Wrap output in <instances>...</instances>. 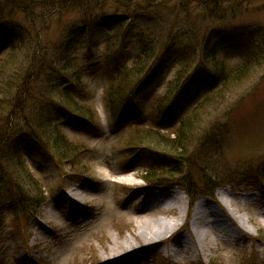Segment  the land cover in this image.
<instances>
[{"label": "rangeland", "instance_id": "rangeland-1", "mask_svg": "<svg viewBox=\"0 0 264 264\" xmlns=\"http://www.w3.org/2000/svg\"><path fill=\"white\" fill-rule=\"evenodd\" d=\"M178 2L165 0L153 10L146 6V2L143 3L137 23L151 16L157 17L160 37H168L169 40L174 34L169 42L177 40L182 33L188 41H191L194 32L202 38L211 36L213 43L222 48L220 61L229 65L236 64L245 53L235 49L236 38L249 42L251 48L261 47L258 50L259 64L242 81L226 88L222 108L215 109L219 102L209 106L190 134V142L193 141L194 145L190 147L192 151L188 159L193 168H187L186 173L198 184H202L200 173L210 175L209 170L212 169L224 171L223 176L228 178L232 177L233 171H237L241 177L255 176L260 182L244 179L233 183L225 178L233 184L218 187L213 193L212 200L232 211L238 221L236 226L226 220L232 236L216 235L200 257H196L191 250L183 249L173 255L164 250L163 243L149 245L144 241L146 239L139 230L138 219H157L160 216L159 208L151 209L145 202L155 191L171 188L182 191L185 202L183 212L188 213V224L194 208L175 182L165 180L147 184L143 180L145 171L156 164L157 155L149 150L150 147H143L144 144L138 151L129 145L135 129H131L132 125L147 126L164 133H171L177 128L179 120L175 117H158L154 113L156 98L173 80L176 70L168 71L163 80L140 96L137 104L127 106L125 119L119 121L105 107L104 96L114 75L108 74L110 69L104 66L93 74H86L84 70V90L74 93L85 104V112L86 108H90L91 115L97 113L93 120L61 111L55 103L41 110L37 107L38 103L26 101L29 112L35 108L34 112H41L42 115L46 112V117L53 118L58 130L70 142L81 144L83 150L66 165L68 161L59 162L37 144L31 141L25 144L27 163L23 166L29 171L22 170L25 177H35L42 188L43 200L40 205L31 206L29 212L20 213L19 218L6 210L0 226V264H93L96 261L100 264H167V261L171 264H243V259L251 254L259 264H264V241L258 238L260 233L264 235V59L261 60L264 57V0L233 1L222 15L209 14L208 8H203L194 0H183L181 6ZM105 8L111 13L115 11L113 5H106ZM44 10L35 11V22L27 19L22 12L9 14L7 10L0 11V18L9 16V26L0 30V58L8 54L10 59L9 63L6 59L3 64L0 62L1 89L5 90V81L13 78V74L18 72L21 75L19 69L27 54L38 48L41 54L43 49L48 53L65 44L77 28L86 27V16L78 10ZM97 19L103 20L102 17ZM136 21L137 17H134ZM11 26L14 28L10 29ZM107 34V30L96 34L99 54L104 52L102 43ZM13 46L12 52H7ZM137 48L132 45L125 56L135 55ZM202 69L200 67L198 72ZM57 75L59 72L55 77L44 73L38 83L33 82V90L40 96L39 90L47 85L46 82L55 83L56 80V84H60ZM197 83L198 80L194 85ZM11 86L13 89V81ZM2 109L0 104V118L4 120L0 121V131L5 122L10 123L3 117L5 110ZM208 139L209 144L204 141ZM28 172L32 174L28 175ZM130 177L135 184L125 182ZM22 181L28 188L29 180L25 178ZM219 189L227 190L235 198L232 196L231 200L225 198L219 201L216 194ZM35 193L38 192H32ZM242 197L245 202L241 201ZM201 198L204 197L197 201ZM181 233L188 237L187 231ZM127 239L129 242L125 243ZM172 240L166 243L167 247ZM116 242H121V247L116 249Z\"/></svg>", "mask_w": 264, "mask_h": 264}, {"label": "trees", "instance_id": "trees-1", "mask_svg": "<svg viewBox=\"0 0 264 264\" xmlns=\"http://www.w3.org/2000/svg\"><path fill=\"white\" fill-rule=\"evenodd\" d=\"M178 1L181 6L183 0ZM194 1L200 3L203 8H208L211 15L214 13L222 15L225 8L230 6L229 3L238 0ZM0 3L3 5L1 8L0 4V11L7 10L9 14L22 12L32 22L36 21L35 11L43 9H46L45 12L78 10L87 19L86 27L77 28L65 44L55 47L48 53L43 49L41 54L38 48L27 54L19 69L21 75H18V72L13 74V78L5 81L7 82L5 90L0 88V104L4 112L7 111V115L4 113L3 117L10 120V123L5 122L4 128L0 131V226L6 210L13 213L15 218H19L20 213L29 212L31 206H38L43 200L42 188L38 186L35 177H25L22 170V168L28 170L24 167L27 163L25 144L28 141L50 152L49 154L59 162L68 161L66 165L83 150L81 144L70 142L58 130L53 118L46 117V112L43 115L41 112H34L36 108L29 112L26 101L38 103L37 107L41 110L55 103L61 111L66 110L93 120L97 113L93 112L91 115L90 108H86L85 112V104L78 100L74 93L76 90H84L86 82L84 70L86 74H93L103 66L108 67L111 70L109 74L114 75L106 93L105 106L108 113L116 115L120 121L127 115L125 113L127 106L137 104L140 96L158 81L163 80L168 71L176 70L165 92L155 100L154 112L157 116L175 117L180 122L178 127L171 130V133L141 125H132L131 128L135 129L130 147L138 151L144 144L143 147H150L149 150L157 155V164L146 169L144 178L147 181L175 182L185 190L190 199L194 200L203 193L211 195L220 185L227 184L228 181L234 182L240 177L241 173L237 171H233L232 177L228 178L226 175L223 176L224 171L212 169L209 170L210 175L200 173L202 184H198L195 178L186 173L187 168L190 170L193 168L188 159L192 151L190 147L194 145L193 141L190 142V134L193 132L192 127L198 124L199 117L204 116L209 106L219 102L215 109L222 108L226 88L242 81L254 70V66L259 64L258 50L261 47L251 48L252 44L236 38L235 49L242 52L244 50L245 53L236 64L229 65L220 61L222 48L213 43L211 36L202 38L194 32L191 41H188L186 35L182 33L177 36V40L169 42L174 34L169 40L168 37L164 39L160 37L161 33H158L156 24L157 17L151 16L140 24L137 23L138 12L143 8V3L153 10L164 4L165 0H0ZM106 5H113L115 11L113 13L109 12L110 9L107 11ZM7 17L0 18L1 31L9 26ZM97 17H102L103 20ZM134 17H137L136 22ZM12 28L14 27L11 26L10 29ZM106 30L108 36L102 43L104 52L99 54L98 50L95 51L99 48L97 46L99 44L95 43L96 34ZM171 44L173 45L170 46ZM132 45L138 46L137 54L125 56L126 50ZM13 48L15 47H9L7 52ZM223 50L225 51L224 47ZM7 56L8 54H5L3 58L1 57L0 62L8 60ZM263 59L264 57L261 58ZM9 62L10 59L7 63ZM200 67L203 69L198 72ZM46 72L52 77L59 72L57 77L59 76L60 84H56V80L55 83L46 82L47 85L39 90V96L32 85L34 81L38 83ZM196 80L198 83L195 86ZM0 121L4 122L1 118ZM204 141L210 143L209 139ZM30 173L28 172V175ZM25 178L29 180L28 188L22 181ZM225 178L229 180L225 181ZM260 240L264 241V235L261 233ZM253 262L254 260H251L247 264Z\"/></svg>", "mask_w": 264, "mask_h": 264}, {"label": "bare ground", "instance_id": "bare-ground-1", "mask_svg": "<svg viewBox=\"0 0 264 264\" xmlns=\"http://www.w3.org/2000/svg\"><path fill=\"white\" fill-rule=\"evenodd\" d=\"M129 184H135L130 177L125 180ZM183 192L178 188L166 189L161 192H154L147 199L149 208H159L160 216L152 219H138L139 230L144 240L149 245H160L163 243L164 250L171 254H177L180 250L190 251L196 257H200L211 245V240L216 235L221 237H230L232 232L228 222L238 225V221L232 211L226 210L220 203L209 198L198 200L191 213V221L188 224L186 219L188 213H184L185 202L182 198ZM219 201L231 200L234 197L225 189L217 191ZM233 196V198H232ZM226 198V199H225ZM241 198V197H238ZM241 201H244L242 197ZM177 210V213H175ZM185 211V210H184ZM184 213V216H182ZM183 221V222H182ZM189 229V230H188ZM187 231L188 237L181 233ZM139 235V234H138ZM172 240L167 247L166 243ZM128 239L125 243H128ZM121 242H116L114 247H121Z\"/></svg>", "mask_w": 264, "mask_h": 264}]
</instances>
